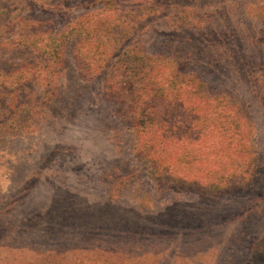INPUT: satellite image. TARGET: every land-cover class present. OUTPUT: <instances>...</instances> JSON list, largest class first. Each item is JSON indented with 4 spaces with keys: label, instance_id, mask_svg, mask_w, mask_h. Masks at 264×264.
I'll list each match as a JSON object with an SVG mask.
<instances>
[{
    "label": "rangeland",
    "instance_id": "374dc122",
    "mask_svg": "<svg viewBox=\"0 0 264 264\" xmlns=\"http://www.w3.org/2000/svg\"><path fill=\"white\" fill-rule=\"evenodd\" d=\"M26 1L35 10L15 12ZM5 7L0 24L30 21L17 35L31 44L14 49L13 28L1 29L0 264H251L256 251L264 261V0H0ZM85 13L80 56L65 25ZM106 18L125 30L123 60L211 63L207 90L231 97L253 123L258 171L245 189L211 200L146 176L129 120L106 91L112 70L80 73L82 55L89 62L122 37H100ZM63 43L46 74L44 53ZM200 50L211 58L192 56Z\"/></svg>",
    "mask_w": 264,
    "mask_h": 264
},
{
    "label": "trees",
    "instance_id": "16d2710c",
    "mask_svg": "<svg viewBox=\"0 0 264 264\" xmlns=\"http://www.w3.org/2000/svg\"><path fill=\"white\" fill-rule=\"evenodd\" d=\"M23 6L22 3V7H16L15 12L35 10L30 1ZM89 16L91 14L85 13L66 23L65 28L70 27L71 33H76L72 40V35L61 37V41L71 40L72 53L78 49L80 56L79 48L85 46L89 37L88 32L82 30ZM115 21L124 24L122 16ZM22 22L30 21L14 19L10 22L8 18L5 24H0V35H5L1 29L13 28L11 34L17 36L14 37L17 43L10 42L9 45L14 49L31 44L29 36L22 39L23 35H17ZM113 27L111 19L106 18L97 28L104 34L100 37H107L109 41L122 35L111 51L110 44L102 43L101 50L95 49L89 62L82 55L85 67L77 59L75 64L83 66L82 76L85 68L92 74L104 67L112 70L110 78L109 73L102 76L104 81L109 78L106 91L114 94L116 105L119 104L114 108L118 118L129 120L136 159L144 166L146 176L156 188L196 194L211 200L245 189L258 171L255 143H248L252 138L253 123L251 119L242 118L240 110L230 101L231 97L207 90L203 77L204 72L213 73L205 71L211 63L186 67L188 63H165L161 56L145 54L139 58L135 53L123 60L119 44L126 38L125 30L114 32ZM63 32L58 30L55 36ZM65 43L50 53L51 58L44 53L46 59L40 66L46 74L51 65L62 61ZM205 54L207 59L211 58L210 50H200L192 56L201 58ZM213 65L221 67L217 63ZM115 67H118L117 71ZM6 81L7 78L1 80L0 87ZM1 109L7 107L3 105ZM232 126L234 133H229ZM251 264H264L257 251L252 255Z\"/></svg>",
    "mask_w": 264,
    "mask_h": 264
}]
</instances>
